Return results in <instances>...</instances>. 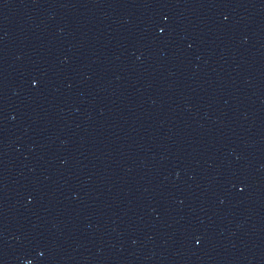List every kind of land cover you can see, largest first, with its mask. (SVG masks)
<instances>
[{
  "label": "water",
  "instance_id": "obj_1",
  "mask_svg": "<svg viewBox=\"0 0 264 264\" xmlns=\"http://www.w3.org/2000/svg\"><path fill=\"white\" fill-rule=\"evenodd\" d=\"M0 264H264V0H0Z\"/></svg>",
  "mask_w": 264,
  "mask_h": 264
}]
</instances>
